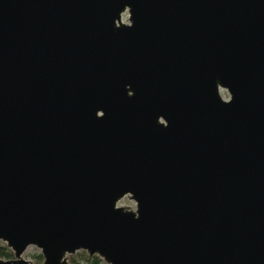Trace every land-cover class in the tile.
Returning <instances> with one entry per match:
<instances>
[{
  "label": "water",
  "instance_id": "95a60500",
  "mask_svg": "<svg viewBox=\"0 0 264 264\" xmlns=\"http://www.w3.org/2000/svg\"><path fill=\"white\" fill-rule=\"evenodd\" d=\"M0 240L264 264V0H0Z\"/></svg>",
  "mask_w": 264,
  "mask_h": 264
},
{
  "label": "trees",
  "instance_id": "16d2710c",
  "mask_svg": "<svg viewBox=\"0 0 264 264\" xmlns=\"http://www.w3.org/2000/svg\"><path fill=\"white\" fill-rule=\"evenodd\" d=\"M34 258L31 260L33 264H42L43 256L38 251L33 254ZM13 257L12 250L4 243L0 241V258H11ZM69 261L76 264H106L103 259L97 254H88L85 250H77L73 254H69Z\"/></svg>",
  "mask_w": 264,
  "mask_h": 264
},
{
  "label": "rangeland",
  "instance_id": "374dc122",
  "mask_svg": "<svg viewBox=\"0 0 264 264\" xmlns=\"http://www.w3.org/2000/svg\"><path fill=\"white\" fill-rule=\"evenodd\" d=\"M220 93L222 94L223 97H226V92L225 90H221ZM119 203L121 204H132V201L127 199L126 197L122 198ZM1 242H3L2 240H0ZM39 251V248L36 247L35 245H29L27 246V248L25 249V251L23 252V256L32 260L34 258L33 254H36Z\"/></svg>",
  "mask_w": 264,
  "mask_h": 264
}]
</instances>
